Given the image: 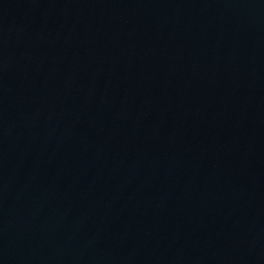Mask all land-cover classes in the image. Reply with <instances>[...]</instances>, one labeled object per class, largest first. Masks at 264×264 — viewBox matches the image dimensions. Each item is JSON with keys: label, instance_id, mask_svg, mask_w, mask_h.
I'll list each match as a JSON object with an SVG mask.
<instances>
[{"label": "water", "instance_id": "1", "mask_svg": "<svg viewBox=\"0 0 264 264\" xmlns=\"http://www.w3.org/2000/svg\"><path fill=\"white\" fill-rule=\"evenodd\" d=\"M0 264H264V0H0Z\"/></svg>", "mask_w": 264, "mask_h": 264}]
</instances>
